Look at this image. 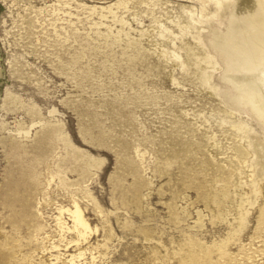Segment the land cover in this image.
<instances>
[{"label": "rangeland", "instance_id": "374dc122", "mask_svg": "<svg viewBox=\"0 0 264 264\" xmlns=\"http://www.w3.org/2000/svg\"><path fill=\"white\" fill-rule=\"evenodd\" d=\"M251 1L0 0V124L27 128L33 107L96 157L81 180L67 171L60 181L65 141L55 131L50 153L36 151L38 121L23 144H0V259L5 251L7 264H49L57 254L66 264L83 251L76 264H264V115L221 44L232 7ZM6 91L24 106L9 107ZM121 143L138 166L136 189L118 162ZM216 168L227 178H214ZM32 175L48 237L44 227L29 238L17 209ZM74 200L86 238L60 239L54 215ZM51 241L58 247L45 248Z\"/></svg>", "mask_w": 264, "mask_h": 264}, {"label": "bare ground", "instance_id": "6f19581e", "mask_svg": "<svg viewBox=\"0 0 264 264\" xmlns=\"http://www.w3.org/2000/svg\"><path fill=\"white\" fill-rule=\"evenodd\" d=\"M240 2L236 3L232 7L231 14H229L230 17L228 18L229 19L228 22H229V27H230L229 30L230 31H229V36H228L229 40L227 41L228 43H223V41H221V44L228 51L229 58H230V65L234 68H237V70H239L241 72V74L236 75L240 85L243 87L244 90L246 89V91L249 94L252 93L253 95H255L257 97L255 109H257V113H259L260 115H264V6L261 4V3H263V2H261V0H253L251 2H247L244 5H240ZM257 69H258L257 74H252V71L257 70ZM245 70H246V72L249 71L250 74L245 73L244 72ZM4 101L11 108L24 106V103L20 99V97H18L15 94H12L8 91H6V93H5V100ZM107 112H109V111H107ZM80 113L84 116L86 115L82 111H80ZM92 113L91 112L87 113V116L89 119L88 122H90V123L94 122V119H95V116L92 115ZM26 115H28L29 123L26 124L28 127L27 128L25 127V129H23L21 127V125L23 124L22 119H14V122H15L14 128L13 127L8 128L6 123H4L3 121L1 122L0 131H2V133L0 135V144L5 148L7 145H9V146L13 145V143L15 141H19V143L23 144V142H25L26 139H29L31 137V136L29 137V127L32 124H34L36 121H38L39 122L38 126H39V128H41V132H40V136L38 139L39 141H38L37 146H36V151L41 152L40 154H43L44 152L50 153L53 150V147L51 146V134L50 133L52 131H55L56 132L55 136L57 138H62L65 141V146H64L65 147V157L56 163L58 165V171L56 173H57V175H59L58 177H60L59 178L60 181L63 179H66L65 174L67 173V171L75 172L76 177H75L73 182L81 180L82 179L83 166H85L86 168H91L94 165V162H96L95 161L96 157H93L90 154L86 153L85 151L76 148L75 146H73L69 142V140H65L63 138V134H62L63 130L61 129V125H60L59 121H58V123H59L60 127L57 125V121H52L50 119L49 120H45V119L36 120L35 119L36 112L33 109V107L26 108ZM115 118H116V115H115ZM115 123H116V121H115ZM24 125H22V126H24ZM81 129H85V127L81 128ZM87 129H88V127H87ZM5 130L7 132L4 133ZM15 130H16V132H15ZM35 134H36V132H35ZM162 134H164V133H162ZM101 136L100 137L96 136V141H97L96 144H101V145L103 144L102 141L100 140ZM177 136H178V134H177ZM103 137H104V135H103ZM166 138H168V137H166ZM158 142H160V141H158ZM125 146H126L125 143H123V144L121 143L118 146L119 150H117V152H116L118 154V162L122 166L123 169L129 170L131 173L134 174V176L136 177V182H135V186L132 188L136 189L138 181L140 179V177L138 176V173H139L138 169H137L138 166L136 167V165L129 162V160L127 159L129 156L126 158L125 152H124ZM45 154H47V153H45ZM67 157L70 160V163L65 162V159H67ZM132 161L134 162V160H132ZM63 163H65V166L62 169L61 167H62ZM164 165H165V163H164ZM27 171H28V169H27ZM27 171H24L23 175H27V173H28ZM37 172H38V170H37ZM60 173H62L63 175H61ZM225 173L226 172H224L222 169L216 168L214 170V173H213L214 178H219V179L221 178L222 180L224 178L226 179L227 175H225ZM39 175H40V173H39ZM37 177L38 176L32 175V179L26 182V188L23 189L25 191L24 196L23 197L21 196L22 197L21 204H20L21 207H17V209L21 208V211L23 212V216L21 217L20 220H21V222H23L25 224L26 229L30 234L28 236L29 238L31 237L32 232L34 231L33 229H43L44 227L46 228V223H41V221L39 220L41 214L38 210V207L36 206L37 202H35L34 191H35L37 184H38ZM29 179H30V177H29ZM69 180H71V179L69 178ZM134 180H135V178H134ZM238 185H240V184H238ZM252 187L254 188V182L252 183ZM204 196L207 199V195H204ZM232 197H234V196H232ZM237 204H238V206H240L239 209H241L239 214H238V217L241 219H244L245 215L247 214V206L244 205L246 203L243 204L242 202L238 201ZM57 208H58V214L54 215V219H55V225L57 227V234L60 236V239H63V237L65 236V233L68 231H74L75 232V234L77 235V238L75 239L76 241H78V239H85L86 238V229L89 227V224H88L86 218L84 217L82 209L79 206V204L74 200L72 207L59 206ZM63 212L68 213L70 215L72 224H68V221H66V218L64 217ZM12 216H13V214H12ZM16 225L19 227L18 222H16ZM3 229H5V227ZM7 231H9V230H7ZM4 232H6V231H4ZM46 233H47V228L42 231V234H46ZM11 234L9 233L7 235L10 236ZM13 235L14 234H12V236ZM45 237H48V234H46ZM7 243H9V242H7ZM69 243H70V240H68L64 244L65 247H67L69 245ZM58 245L59 244H55L54 241H51L50 245L45 246V248L53 249L55 247H58ZM8 247H11V245L7 246V247H3V248L5 249ZM82 254H83V251H77V253H70V254L66 255L65 256L66 260H67L66 264H76V260H77L76 258H79ZM7 255L9 256V254L5 253V251H4L2 258L0 259V264H5V263L7 264V261H6ZM59 259H60V255L56 254L51 259L49 264H58V262L60 261ZM61 261H63V260H61Z\"/></svg>", "mask_w": 264, "mask_h": 264}]
</instances>
